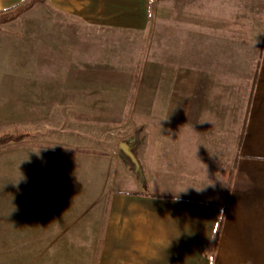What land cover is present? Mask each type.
Wrapping results in <instances>:
<instances>
[{
	"label": "crops",
	"instance_id": "1",
	"mask_svg": "<svg viewBox=\"0 0 264 264\" xmlns=\"http://www.w3.org/2000/svg\"><path fill=\"white\" fill-rule=\"evenodd\" d=\"M48 2L96 29L127 32L146 30L152 3ZM159 7L163 33L177 35L167 43L173 54L155 63L157 81L144 68L132 105L139 113L141 96L140 113L158 120L121 129L141 179L118 154L106 169L108 153L88 151L101 170L96 184L112 181L96 207L94 264H264V0H159ZM14 169L0 174V241H23ZM68 191L47 199V210L66 209ZM80 205L70 207L76 219Z\"/></svg>",
	"mask_w": 264,
	"mask_h": 264
},
{
	"label": "rangeland",
	"instance_id": "2",
	"mask_svg": "<svg viewBox=\"0 0 264 264\" xmlns=\"http://www.w3.org/2000/svg\"><path fill=\"white\" fill-rule=\"evenodd\" d=\"M13 1L0 2V16L30 0ZM41 1L0 24V134L30 133L20 143L0 146V174L14 167L21 172V193L18 186L15 194L23 211V241H0V250L7 253L0 264H94L101 230L96 207L105 201L106 184L112 181L102 178L96 184L101 170L88 151L108 153L106 169L111 153L123 159L119 165L132 164L120 148L128 146L121 129L158 120L140 113L141 96L139 113H133L132 105L143 87L144 68L157 81L155 63L173 54L167 43H175L177 35L163 33L167 24L160 18L159 0H151L146 30L136 32L96 29ZM148 60L151 64L144 67ZM62 191L71 193L67 208L47 210V199ZM80 202L84 205L76 219L79 211L71 208Z\"/></svg>",
	"mask_w": 264,
	"mask_h": 264
},
{
	"label": "trees",
	"instance_id": "3",
	"mask_svg": "<svg viewBox=\"0 0 264 264\" xmlns=\"http://www.w3.org/2000/svg\"><path fill=\"white\" fill-rule=\"evenodd\" d=\"M38 2H43L41 0H30L28 3L22 5V6H18L16 7V9L5 13L3 15L0 16V24H7L13 20H15L16 18H18L20 15H22L23 13H25L26 11L32 9L36 3ZM30 136L29 132L26 131H21V132H2L0 134V146L5 145L9 142H15V143H20L23 140H25L26 138H28ZM133 155V160H132V165L135 168V172L136 175L138 177H140L141 179V171H140V166L138 164V161L136 160L134 154Z\"/></svg>",
	"mask_w": 264,
	"mask_h": 264
},
{
	"label": "water",
	"instance_id": "4",
	"mask_svg": "<svg viewBox=\"0 0 264 264\" xmlns=\"http://www.w3.org/2000/svg\"><path fill=\"white\" fill-rule=\"evenodd\" d=\"M120 148L126 155H128L133 160V155L131 152H129L128 146L126 144H120Z\"/></svg>",
	"mask_w": 264,
	"mask_h": 264
}]
</instances>
